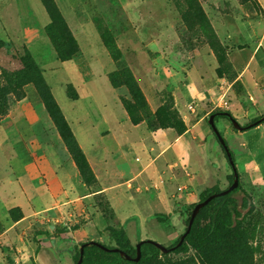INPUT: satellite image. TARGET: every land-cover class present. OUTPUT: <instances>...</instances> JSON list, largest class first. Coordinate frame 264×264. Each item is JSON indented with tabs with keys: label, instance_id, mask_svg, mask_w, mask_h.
Returning a JSON list of instances; mask_svg holds the SVG:
<instances>
[{
	"label": "rangeland",
	"instance_id": "obj_1",
	"mask_svg": "<svg viewBox=\"0 0 264 264\" xmlns=\"http://www.w3.org/2000/svg\"><path fill=\"white\" fill-rule=\"evenodd\" d=\"M57 1L60 10L53 0L74 39L67 22L76 30L84 49L81 63L92 66L97 82L93 90L102 94L98 100L104 102L81 101L75 111L97 112L104 104V111L122 112L113 106V93L101 84L105 66L109 81L112 78L114 82V86L110 84L115 101L127 115L126 128L129 123L142 125L152 133L146 135L143 128H131L126 137L136 142L125 148L127 164L139 168L148 154L154 156L161 146L170 145L167 164L173 167L170 170L167 165L163 177L175 175L168 187L175 193L165 202L157 198L153 185L145 191L139 183L138 195L135 183H131L132 189L123 184L110 193L119 198L112 201L117 211L114 221L110 207L100 196L92 197L89 214L84 196L96 189L95 174L82 150L89 173L80 172L46 112L35 81L38 76L52 95L49 83L54 86L68 77L82 84L90 72L84 67L82 76L73 64H64L67 71L53 78L52 69L56 70L60 62L43 27L48 16L41 1L0 0V143L8 148L12 143L15 149L5 151V158L0 155V188L5 187L13 198L6 214L0 212V264H73V255L83 242L113 246L105 228L119 224L132 207L142 215H154L144 225L139 226L136 218L125 225L130 243L137 244L142 232L146 239L168 248L184 232L188 211L199 201V195L228 186L232 172L208 124L209 115L225 111L241 126L264 115V70L259 68L262 55L259 53L251 65L248 60L257 30L264 29V0ZM24 54L33 60L38 75L21 63ZM80 90L67 85L66 94L75 99L82 94ZM38 121L45 124L36 134L32 126ZM214 124L234 157L240 187L250 195L254 209L241 224L238 236L223 249L209 255L188 246L184 253H162L147 264H264V123L241 132L224 118H216ZM183 135L180 142L173 143L176 136ZM53 137L64 147V157H60L63 169L73 166L81 186L76 192L83 197L68 209L75 218L63 227L53 222L56 216L49 214L53 209L42 215L33 209L32 202L42 180L53 181L49 153L43 147V139L51 144ZM112 155L114 163L122 161ZM156 164L165 168L159 161ZM96 170L102 184L110 182L112 176L108 180ZM146 178H150L148 172L143 177L148 183ZM241 196L240 192L234 194L238 202ZM159 215L165 216L162 222L157 219ZM86 222L88 226L78 232L76 229Z\"/></svg>",
	"mask_w": 264,
	"mask_h": 264
},
{
	"label": "crops",
	"instance_id": "obj_2",
	"mask_svg": "<svg viewBox=\"0 0 264 264\" xmlns=\"http://www.w3.org/2000/svg\"><path fill=\"white\" fill-rule=\"evenodd\" d=\"M56 2H57V6H58V1L56 0ZM58 8H59V6H58ZM59 10H60V8H59ZM72 16H73V14H72ZM64 18L66 20V17H64ZM49 22H50V19L48 17V21L44 22L43 27H45ZM66 22H67V20H66ZM67 25L69 26V28L74 33L75 39H76L77 44H78L79 51L69 61L61 63L60 61L55 59L56 61H58L60 63L59 64L57 63V69L56 70H53L54 68L52 69V71L54 72L52 77L56 78V74L60 71H62V72L67 71V68L64 67V64H73L76 71L79 72L80 75H82V76H85V75H83V72H84L83 68L84 67H85V69H87L86 71L88 73L90 72L91 74L89 73V75L87 76V79L82 84H78L74 81V79L72 80L71 78L66 77L65 80L58 81L57 83H55L54 86L49 83V86H50V90L52 92V95H53L55 101L57 102V104L59 105L67 124L69 125L71 131L73 132L81 150L84 152V154H85V156L89 162V165H90L93 173L95 174V179L97 182L96 189H94V191L92 190L90 193H88L86 196H84L86 201H87V204L89 205V207H88L89 214H91L90 204L92 202V197L93 196H100V197H103V199L106 201L107 205L110 207L111 212H112L111 213L112 219L114 221V218L116 217L115 215L117 214V211H115L116 206H113L112 201L119 199V198H118L117 194H115V193L110 194V193L114 188H118V187L122 186L123 184H126L128 189H132L131 183H135L134 192L138 195L141 194L140 184L143 186V189L145 191H147L148 187L151 188V185H153L152 188L156 192L158 199L160 197V200H165V202L167 201V197L169 199H172L174 197L175 192H173L172 190L170 191V189L168 187H169L170 182H171L170 180L175 178V175L171 174V176H169L168 178L163 177L164 175L167 174V165H168V169H170V170H172V167H173L172 164H169V163L167 164L166 153H167V148H169L170 145L164 144L163 146H161L158 153L154 156H152L151 154H148V160H146V162L143 163L139 168L131 167L130 164H127L128 162H126L125 148L132 146L136 141H131L130 139H128L126 137V135H127V133H130L131 128L133 130H135L136 128L139 129V128H143V127H142V125L134 126L131 123H129L130 127L126 128L127 127L126 124H127V122H129L127 119V115L123 111L122 106L116 102L117 101L116 95H115L114 89L111 87L110 81L107 77V69H105V66H104V69H102V72L104 74V79H103V82H101V84L103 85V87H105V90H107V92L111 91L113 93V106L117 110L120 108V110L122 112H120V113L114 112L111 109H107L108 111H104L103 109H106L104 104H103L104 108L101 107L99 110H97V112H96V110H92V111L89 110L90 112H87L84 108H83L84 110H82L83 113H81L80 110H78V112L75 111L77 109V105L81 101H83V102L88 101V103L90 102L93 104H97L96 102H99V103H101L100 105H102V103H104V102L98 100V99L102 98V94L100 92L98 93V92H95L93 90V85H97V82H96V79L94 78L95 76L91 70L92 66L89 63L87 65L83 66V64L81 63V60H82L81 57H82V55H84V53H83L84 49L82 48V46L79 42V39L77 38L76 30L74 32V30H73L74 28H71V26L68 24V22H67ZM250 28H251V30H255V29H253L252 26ZM252 32L256 33V31H252ZM259 32H262L261 36H260ZM257 33H258V35H256V39H255V48L249 52L248 60H249L250 65H251V63H253L255 61V52L258 48H261L263 53H264V29L263 30L258 29ZM88 47H90V45H88ZM39 48L40 47H38V49ZM233 66L235 67L234 64H233ZM92 82H94V83H92ZM67 85H71L72 87H74L76 89V91L78 89L80 90V88H82L83 90L82 91L80 90L82 92V94L77 93L78 96L75 99L69 98L66 94ZM199 122L200 121L196 122L195 126L198 125ZM44 124H45V122L38 121L36 124H34L32 126V129H34V132L36 134H39V132H41L40 130H42V131L44 130V128H43ZM189 131H190V129L187 130V133ZM140 132H142V131H140ZM143 132L146 135L147 134L152 135L151 132L147 131L144 128H143ZM183 137H184V135L181 137L176 136L175 139L173 140V143L180 142ZM53 139H54V137H53ZM43 141H44L43 142L44 151L49 153L48 159L50 161V165H51V169H52L53 181H52V183H48V182H44L42 180V182H41L42 184L40 186L41 188L38 190L37 196L34 197V199H32V202L35 206L33 209H36V211L37 212L39 211V213L42 215H45L46 214L45 212L48 211L49 209H50V211H51V209H53L52 212L49 213L50 215L56 216V218H54L53 222H55V223L58 222L60 224V226H62V227L67 226L68 221L72 222L73 219L75 218V213L68 211V209L77 200H79V201L83 200V197L78 195L79 192H76L77 190L81 189V186L80 187L78 186V178H77V175L75 173V169L73 168L72 165H69V166H67L66 169H63V166H64L63 163L64 162L61 161V158L64 157V150H63L64 147H62L60 141H58V139H54V141H53L54 143H51V144L47 143L46 140H44V139H43ZM152 143L155 144L154 142H152ZM12 146L13 145L11 143L10 148H8L7 145H6V147H4L0 143V155L3 158H5V154H4L5 151L15 152L14 151L15 149ZM149 151L151 153L153 151V148L151 147L149 149ZM113 153H115V155H112ZM254 154H255V152H254ZM110 155H112L114 158H118V156H120L122 161L120 163H114L113 161H111L112 158ZM108 158L110 159V161L112 163L110 161H108ZM160 160H162V161H160ZM158 161H159V163H163L162 165H164L165 168H163V169L160 168L161 165L156 164ZM97 168L99 169V172L102 175L108 177L106 179L110 180V178L112 176L110 182H107L106 184L101 183V180L97 174V170H96ZM150 169H153V170H152V172L149 173ZM147 172H148V174H150V178H148V179L146 178L148 183L144 182L145 179H143V177L145 176V174ZM154 174H156V175L153 179L152 176H154ZM156 179L158 180V182L154 183V181ZM0 181H2L1 178H0ZM116 181H118V182H116ZM120 181H122V182H120ZM114 183H116V184H114ZM77 187H79V188H77ZM10 196H11V198L9 200ZM171 196H173V197H171ZM11 200H13L12 194L7 193L5 191V187L0 188V212L2 214H4V213L6 214V211L10 205L8 202H12ZM25 202H26V205H28V207H30L28 201L25 200ZM12 204H13V202H12ZM17 205L20 206V208L22 209L21 203H18ZM24 207H25V205H24ZM134 208L135 209H133V207H132L131 211L127 214V216H125V218H123L119 222V224L112 225V226H114L116 228H122L126 232L124 227H126L125 225H127L132 218H136L137 222L140 226V224L144 225L146 223L148 218H150V215H154L152 213L142 215L137 211L136 207H134ZM29 209H30V211L33 210L31 207ZM61 211L64 212V214L66 213L65 216H63L61 214H60V216H57V215H59L58 213H61ZM23 215H26V213L23 212ZM85 215L88 216L87 213H85ZM132 220H134V219H132ZM88 223L89 222L82 224L76 230L78 232L80 230H83V228H86L88 226ZM146 238H147V235L145 233L140 232L138 238H136V239L139 242V241L144 240Z\"/></svg>",
	"mask_w": 264,
	"mask_h": 264
},
{
	"label": "trees",
	"instance_id": "obj_3",
	"mask_svg": "<svg viewBox=\"0 0 264 264\" xmlns=\"http://www.w3.org/2000/svg\"><path fill=\"white\" fill-rule=\"evenodd\" d=\"M40 1L50 19L49 24L45 26V32L53 45L56 56L60 62L69 61L72 56L78 51L77 42L71 36V32L66 26V23L64 22L53 0ZM254 48L255 45L253 49ZM259 53L262 55V59L259 60V65L260 68L264 70V53L261 48H258L256 50L255 57ZM21 63L27 67L28 71H31L36 75L39 74L33 60H31L26 54L21 56ZM35 82L40 91V96L43 100L46 112L54 122L58 133L62 141L64 142L70 156L75 161L80 172L84 175H87L89 173V167H87L88 165L86 163L84 154L79 148L74 138V135L69 128V125L67 124L65 118L61 113L60 108L52 98V95L50 94L43 81L39 79L38 76ZM110 83L114 86L112 78H110ZM127 113L130 116V112L128 110ZM226 113L227 112L225 111H218L211 114L214 115V121L216 118L219 117L227 119L229 121L230 114L228 113L229 115H226ZM263 117L264 115L254 118L243 126V130L245 131L264 123V120H262ZM132 120L133 119H131V121ZM132 123L137 124L135 120H133ZM182 133H184V129L180 130L179 132L180 135ZM225 145L226 149L228 150V152H230L231 157L234 161V157L230 149L227 147L226 141ZM222 149L225 153V149L223 147ZM225 157L227 159L226 153ZM229 167L232 172V168L230 165ZM232 181L233 173H231V175L229 176L228 186L232 184ZM220 191L222 190H205V192L199 195V201H203L208 196L214 193H219ZM237 192H240L242 194L240 202H238L237 199L234 197V194ZM194 205L192 206V208L194 207ZM253 209L254 206L252 204V199L250 195L240 187V184H238L237 188L230 191L226 195L213 198L210 202H208L204 207L199 210L193 220L190 231L185 236L184 242L180 246L172 250V252L184 253L187 251L188 246H191L194 250L200 252L201 254L211 255L218 249H223L224 245L229 244V242L235 236H238V230L241 224L245 220L246 216L253 211ZM191 211H188V217L185 221L186 226L184 232L186 230ZM164 217L165 216L163 215H159L157 216V219L158 221L162 222V218ZM201 222H204V224L200 225ZM105 229L108 231V234L111 240L114 242V245L107 246L96 241L97 243L109 249L116 248L120 251H123L126 255L131 258H134L136 256V244L132 245L130 243L126 232L122 228H116L112 225H109L106 226ZM178 241L179 237L170 247H175ZM84 243L85 242L81 243L79 247ZM79 247L76 249V252L73 255V264H75L78 260ZM161 254V251L156 248L154 244L148 239L142 240V242H140V258L137 262L126 260L119 254V252L104 251L96 245L89 244L84 246L81 264H147L150 261L157 259Z\"/></svg>",
	"mask_w": 264,
	"mask_h": 264
},
{
	"label": "water",
	"instance_id": "obj_4",
	"mask_svg": "<svg viewBox=\"0 0 264 264\" xmlns=\"http://www.w3.org/2000/svg\"><path fill=\"white\" fill-rule=\"evenodd\" d=\"M226 115H229V114L226 113ZM262 120H264V117L262 118ZM229 121H230L232 127L236 131H240V132L241 131H244L243 130L244 127L241 126L233 117H230L229 116ZM208 124H209L210 128L212 129L213 133L215 134V136H216L218 142L220 143V145L225 149V153H226V156H227L228 163H229V165L232 168V173H233V181H232V184L229 185L226 189L220 191L219 193H214V194L208 196L205 200L199 201V202H197L194 205V207H193V209L191 211V214H190V218H189V221H188L186 230L179 237V241L175 245V247L165 248V247L161 246L160 244H158V243L153 242V241L150 240L154 244V246L161 251V253H168V252L174 250L176 247L180 246L184 242L185 236L190 231V228H191V225L193 223V220L196 217V215L199 212V210L202 207H204L208 202H210L213 198L228 194L230 191H232L235 188H237V186L239 184V177H238V173H237V170H236V167H235V163H234V161H233V159L231 157L230 152H228V150L226 149V145H225V141H224L223 137L220 135V133L218 132L217 128L215 127V124H214V115L213 114L209 115V117H208ZM140 242H142V241H139L135 245V248H136V256L134 258H131L128 255H126L123 251H120V250H118L116 248L115 249H109V248H106L103 245L97 243L96 241L90 240L88 242H85L84 244H82L79 247V257H78V260H77V262L75 264H81L84 246L89 245V244L96 245V246L100 247L104 251L119 252V254L122 257H124L126 260L137 262L139 260V258H140Z\"/></svg>",
	"mask_w": 264,
	"mask_h": 264
}]
</instances>
